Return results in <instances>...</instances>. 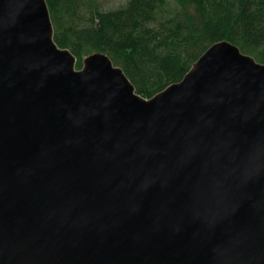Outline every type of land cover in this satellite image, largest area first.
Instances as JSON below:
<instances>
[{
  "label": "water",
  "instance_id": "1",
  "mask_svg": "<svg viewBox=\"0 0 264 264\" xmlns=\"http://www.w3.org/2000/svg\"><path fill=\"white\" fill-rule=\"evenodd\" d=\"M0 0V264H264V63L213 44L151 99Z\"/></svg>",
  "mask_w": 264,
  "mask_h": 264
},
{
  "label": "trees",
  "instance_id": "2",
  "mask_svg": "<svg viewBox=\"0 0 264 264\" xmlns=\"http://www.w3.org/2000/svg\"><path fill=\"white\" fill-rule=\"evenodd\" d=\"M47 0L54 41L77 58L107 54L136 92L153 98L180 82L215 43L229 41L264 63V0Z\"/></svg>",
  "mask_w": 264,
  "mask_h": 264
},
{
  "label": "rangeland",
  "instance_id": "3",
  "mask_svg": "<svg viewBox=\"0 0 264 264\" xmlns=\"http://www.w3.org/2000/svg\"><path fill=\"white\" fill-rule=\"evenodd\" d=\"M128 0H101V2H99L100 6L104 9H114V8H119L123 5L126 4ZM95 54V53H93ZM93 54L89 55V56H86L84 58V67H86V64H87V59L89 57H91ZM116 66V65H115ZM75 70H78L75 66Z\"/></svg>",
  "mask_w": 264,
  "mask_h": 264
}]
</instances>
